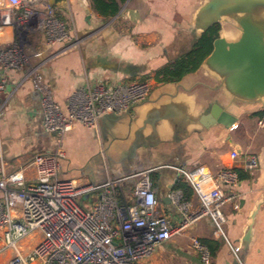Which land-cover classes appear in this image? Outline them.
<instances>
[{"label": "crops", "instance_id": "obj_1", "mask_svg": "<svg viewBox=\"0 0 264 264\" xmlns=\"http://www.w3.org/2000/svg\"><path fill=\"white\" fill-rule=\"evenodd\" d=\"M204 1L126 0L119 3L116 15L105 18L94 11L90 0H51L71 39L80 42L63 52L62 44L44 52L42 37L36 35L29 54L32 64L41 66L43 80L63 113L74 91L100 81L151 85L147 101L132 117H107L96 130L75 125L63 136L60 147L64 157L59 161L62 179L93 185L121 180L119 197L128 200L134 186L130 177L151 171L158 211L176 223L179 215L168 195L181 181L184 183L178 168L191 171L203 167L211 175L232 168L245 176L238 179L236 203L223 209L228 243L216 235L207 219H201L185 233L162 243L144 264H201L191 248V238L221 243L210 264H233L229 243L243 245V264H264V127L257 125V113L264 106L233 103L220 80L204 66L178 83L154 81L159 70L191 50L197 40L193 16ZM224 36L230 38L231 33L226 31ZM13 40L10 29H0L1 46ZM6 75V92L0 94V104H4L0 165L5 173L22 171L31 180L33 158L53 153L57 142L42 129L39 94L32 82L25 80L15 86L22 73L9 71ZM214 103L237 117L232 127H201L200 117ZM152 115L159 120L154 125L145 124ZM233 151L257 156L256 169L251 174L244 172L239 162L242 157L231 160ZM221 188L224 193L229 190L224 185ZM187 201L192 210L198 208L193 192ZM37 240L38 236L26 239L21 246L27 251ZM10 257L11 252L1 254L0 264H9Z\"/></svg>", "mask_w": 264, "mask_h": 264}, {"label": "built area", "instance_id": "obj_2", "mask_svg": "<svg viewBox=\"0 0 264 264\" xmlns=\"http://www.w3.org/2000/svg\"><path fill=\"white\" fill-rule=\"evenodd\" d=\"M51 0H0V29H10L14 40L0 45V94L6 92L9 71L22 73L15 86L30 80L39 94L42 129L56 138L53 153L37 155L31 161L34 177L27 180L22 171L5 173L0 165V255L11 252L9 264H144L162 243L185 233L201 219H207L220 238L227 241L223 227V209L237 201L238 174L228 168L211 175L203 167L194 170L178 168L185 184L198 198V208L180 190L168 195L179 215L176 223L158 211L156 192L150 172L134 174L131 197H119L121 180H108L102 185L76 184L60 177V147L63 136L75 125L96 130L99 120L107 115H132V110L149 96L148 82H97L91 88L74 91L67 99L66 113L53 100L44 82L40 65L25 53L28 37L41 35L44 52L57 44L63 51L80 41L72 40L68 28L50 5ZM20 31L19 41H15ZM28 36V37H27ZM20 37L23 38L20 40ZM0 104V116L3 113ZM264 127V113L257 122ZM240 157L241 168L251 174L258 165L255 155L230 154L232 161ZM221 185L229 190L224 193ZM84 201L83 205L79 201ZM38 236L34 247L25 251L22 243ZM228 243V241H227ZM191 248L201 264H210V251L197 238L190 239ZM236 264H243L240 245L229 243Z\"/></svg>", "mask_w": 264, "mask_h": 264}, {"label": "water", "instance_id": "obj_3", "mask_svg": "<svg viewBox=\"0 0 264 264\" xmlns=\"http://www.w3.org/2000/svg\"><path fill=\"white\" fill-rule=\"evenodd\" d=\"M214 25H219L220 31L201 66L220 80L233 103L264 106V0H205L193 16L192 28L197 39ZM226 31L231 33L230 38L224 36ZM142 104L134 107L132 113ZM107 117L111 115L102 117L98 124ZM121 117L132 115L115 118ZM158 120L152 115L145 124L154 125ZM236 120L233 113L214 103L198 123L202 128L220 125L228 129ZM243 251L241 244L240 252Z\"/></svg>", "mask_w": 264, "mask_h": 264}, {"label": "trees", "instance_id": "obj_4", "mask_svg": "<svg viewBox=\"0 0 264 264\" xmlns=\"http://www.w3.org/2000/svg\"><path fill=\"white\" fill-rule=\"evenodd\" d=\"M126 0H90L94 11L101 17H112L119 11V3ZM220 31L219 25L212 26L207 32L203 33L197 39L191 50L185 55L181 56L174 63L159 70L154 77L156 84H170L178 83L181 79L191 73L196 72L201 66L202 62L209 56L212 51V43L217 38ZM264 109L257 113L261 117ZM245 178V176L238 173V179ZM184 197L188 200L192 195L191 189L182 181L176 186ZM210 251L211 257H214L218 251L221 243L217 241H202Z\"/></svg>", "mask_w": 264, "mask_h": 264}, {"label": "rangeland", "instance_id": "obj_5", "mask_svg": "<svg viewBox=\"0 0 264 264\" xmlns=\"http://www.w3.org/2000/svg\"><path fill=\"white\" fill-rule=\"evenodd\" d=\"M232 29H233L235 32H237V30H236L235 28L232 27ZM14 31L16 32V35H15V41L17 42V41H19V36H20V33H21L22 31H20L19 29H17V27H14ZM27 37H28V36H27ZM35 37H36V36H33V35H32L31 37H28V38H27V41L29 42V44H30L29 46H30V47H31V46L33 47V45H34V38H35ZM21 39H23V38L20 37V40H21ZM23 40H24V39H23ZM25 53H26V54H30V50H29L28 47L25 48ZM79 203L82 204V205L84 204L82 200H80Z\"/></svg>", "mask_w": 264, "mask_h": 264}, {"label": "bare ground", "instance_id": "obj_6", "mask_svg": "<svg viewBox=\"0 0 264 264\" xmlns=\"http://www.w3.org/2000/svg\"><path fill=\"white\" fill-rule=\"evenodd\" d=\"M263 101H264V99H263Z\"/></svg>", "mask_w": 264, "mask_h": 264}]
</instances>
